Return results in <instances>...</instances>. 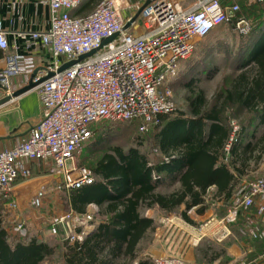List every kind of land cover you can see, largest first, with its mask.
<instances>
[{
  "label": "built area",
  "instance_id": "2783aa9c",
  "mask_svg": "<svg viewBox=\"0 0 264 264\" xmlns=\"http://www.w3.org/2000/svg\"><path fill=\"white\" fill-rule=\"evenodd\" d=\"M85 1L45 0L50 26L29 32L26 44L35 53L14 52L0 59L4 64L0 68V85L8 90L11 75L32 74L36 69V53L48 52L51 56L46 71L33 77L36 81L51 72L32 88L41 103L40 119L24 139L12 148L0 150V202L9 210L18 209L13 184L31 178L30 163H50L48 173L57 178V188L69 190L94 179L93 172L75 164V156L93 136L96 122L133 120L144 131L149 124L157 123L159 114L174 111L170 79L193 53L197 41L230 22L239 10L236 2L225 0H91L84 5ZM87 8L90 10L85 11ZM237 23L246 24L243 19ZM110 36L113 37L109 41L102 42ZM8 47L6 32L0 29V49ZM72 60L75 62L59 70ZM236 129L234 125L233 132ZM229 147L227 143V153ZM45 196L46 189L39 187L30 206L38 210ZM221 202L222 198L212 199L206 194L200 206H217ZM184 208L189 219L186 211L197 206ZM90 219V214L69 209L56 215L48 230L57 235L62 229L65 239L80 241L91 232V226L84 228L91 225ZM240 220L244 222L241 234L264 244V175L238 177L225 213L209 217L198 230L202 234L211 232L218 242L231 241L235 239L232 227ZM173 222L164 218L159 227L163 232ZM14 224V231L22 230L20 215L15 216ZM199 239L200 236L193 245ZM152 264L186 263L167 253L154 257ZM227 264L249 262L240 254Z\"/></svg>",
  "mask_w": 264,
  "mask_h": 264
},
{
  "label": "trees",
  "instance_id": "16d2710c",
  "mask_svg": "<svg viewBox=\"0 0 264 264\" xmlns=\"http://www.w3.org/2000/svg\"><path fill=\"white\" fill-rule=\"evenodd\" d=\"M230 1L239 5L231 22L249 17L244 7L248 0ZM262 6L255 10V16L250 13L258 25L248 37V55L236 58L234 71L223 76L222 84L206 95L202 88L193 89L190 81L185 86L187 111L176 109L157 116L152 134L156 153L141 149V141L128 149L110 145L89 165L94 179L67 191L75 213H87L91 203L97 206L89 220L96 224L91 232L73 242L50 244L36 236L11 241L0 215V264H132L152 228V220L141 212L143 208L155 201L165 211L181 203L189 208L203 202L211 186L214 196L227 202L238 177L246 174L254 152L258 153L257 162L264 154ZM254 36L257 39L252 42ZM232 121L238 124L233 139ZM261 125L262 131L256 136L255 130ZM109 130L104 131L107 142L116 135ZM102 135L103 131L97 133L95 140L102 143ZM227 143L228 153L224 149ZM175 183L178 185L170 191L159 189ZM137 264L152 262L139 260Z\"/></svg>",
  "mask_w": 264,
  "mask_h": 264
},
{
  "label": "rangeland",
  "instance_id": "374dc122",
  "mask_svg": "<svg viewBox=\"0 0 264 264\" xmlns=\"http://www.w3.org/2000/svg\"><path fill=\"white\" fill-rule=\"evenodd\" d=\"M90 1L91 0H86L83 4L88 5ZM263 1L264 0H248L246 2L244 7L249 13V17L243 18L246 22L244 26L238 24V20L234 22L230 21L231 23L229 22L221 25L216 31L211 32L197 41L193 53L189 58L181 62L178 73L169 81V89L171 92L170 100L172 101L174 110L187 111L185 96L188 91L185 86L188 82L192 81V85L194 86L193 89L202 88L206 95H210L218 84H222L221 81L223 80V76L225 74H231L234 71L233 66L235 65L234 61H236V58L242 59L247 53L248 37L258 25L254 18L256 14L255 10H259L263 7ZM89 10L90 8H87L85 11ZM252 12L254 16L250 14ZM256 39V36H254L252 42H254V40L256 41ZM216 42L219 43L218 48L210 52L209 46ZM234 125L238 127L237 122H235ZM93 128L95 130L93 136L83 144L81 151L75 156V164L85 170H89V165L91 161L96 158L97 154L113 144H118L123 147V149H128L130 146H136L138 141H141V149L156 153L152 138L154 123L149 124L144 131L138 129V122L136 121L129 123H108V121H99L93 124ZM261 129L262 127L260 126L255 130L256 136L260 134ZM106 130L115 131L112 133H116L115 136L113 135L114 138L108 142L105 137L106 134L104 133ZM102 131V136L105 135V140L101 143L99 140L95 139L96 134ZM235 133L232 132L231 139L234 138ZM257 154L258 153L255 151L254 158L249 161L246 174L244 175L253 178L264 175V154L258 162L255 160ZM38 166H40L39 174L41 173L40 175H42L48 172L46 169H49L50 163H42V165L39 164ZM44 168L45 170H43ZM26 184L21 185L20 188H24ZM52 184L53 186L51 189L48 185L45 188L47 195L42 206L38 210H35L31 206H26L24 201L17 200V198V211L9 210L3 202H0V215L2 217L3 226L7 230L9 240L12 241L16 237L23 236H36L37 238L45 240L46 237L50 236L48 224H50L56 215H59V213L53 210H59L60 214H62L72 209L71 207L67 208V204H65L68 190L63 186L57 188L58 182L56 177ZM162 189H165V185L162 186ZM51 190L53 192L56 191L54 198H56L57 203H59L57 208L53 207L54 201L52 202L51 199ZM207 196L213 199L214 191L209 190ZM89 205H87V208H89ZM147 209L148 208H143L141 212L145 214ZM184 209V206H182L170 212L165 210L162 212L154 211L156 215L161 216V221L164 218H169L174 221L170 229H167L166 226L163 232L158 236L160 242L167 243V248H169L168 254L182 258L186 264H227L239 257L240 254H244L249 264H264V244H260L261 242H252L241 234L240 229L243 228V220H240L232 227L235 239H231V241L218 242L212 238L211 232L208 231L202 234V232L198 230L200 224L209 217L222 216L227 209V202L223 201L219 205L211 207L199 206L192 211H186L191 221L186 219L187 217L184 214ZM19 213L22 222V230L16 232L13 227L15 225V216ZM28 216L30 218H37V223L33 224V221H29ZM154 229L151 230L150 234L143 240L139 250L144 249L152 237L157 234ZM198 236H200L198 243L193 245V241L197 240ZM156 237H154V239H156ZM65 240L67 239H63L62 241ZM47 242L54 244L60 243L61 241L54 242L52 240L48 241L47 239ZM238 250L241 252L240 254ZM210 259L214 260L211 262ZM145 260L149 261L150 257ZM132 264H134V261Z\"/></svg>",
  "mask_w": 264,
  "mask_h": 264
},
{
  "label": "crops",
  "instance_id": "0c3cea01",
  "mask_svg": "<svg viewBox=\"0 0 264 264\" xmlns=\"http://www.w3.org/2000/svg\"><path fill=\"white\" fill-rule=\"evenodd\" d=\"M225 2L231 1L225 0ZM49 26L50 10L45 0H0V29L6 32V38L9 44L7 50L0 49V59L4 55L13 54L14 52L35 53L34 50L32 51V47H26L27 40L29 39V32L36 30H46ZM218 28L213 31H216ZM14 45L17 46V49L14 47ZM218 45L219 43L216 42L215 44L209 46L210 52L214 49H217ZM249 50L247 51V55ZM35 56L37 66L36 69L32 72V74L11 75L10 87L8 90H6L5 87L0 85V99L4 98L8 94H11L12 92H15L16 90L20 89L22 86L27 84L30 77L38 76L39 74H43L46 71L47 66L50 65V54L48 52H44L43 54L39 55L36 53ZM3 65L4 64L0 61V68H2ZM41 114V103L38 99L36 92L32 89L17 96L11 97L9 100L0 104V150L12 148L18 141L24 139L28 135L29 131L33 128V126L38 122L41 117ZM262 126L263 125H261V127ZM38 165V163H30L29 167L32 173L31 178L27 180H17V182L13 184V192L15 199L17 198V200L24 201L26 206H30L29 202L36 189L41 186L46 188L47 185L51 189L53 186L52 183L55 179V176L49 174L48 172L40 175V166ZM43 170H45V168ZM46 171H48V169H46ZM161 175L163 174L161 173ZM24 184H26V186L24 188H20V186ZM177 185L178 183H175V185L173 186H165V189H162V187H160L159 189L161 192H166L170 191ZM209 190L214 191L215 188L211 186L207 189V192ZM50 193L52 194V202L54 201L53 207L57 208L59 206V203H57V199L54 198L56 191L53 192L51 190ZM213 199H221V197L214 196ZM65 204H67V208L70 207L67 197ZM200 204L201 203H198L193 206L199 207ZM182 206H185V204L181 203L178 207ZM146 208L148 209L146 210L145 214H142L143 216L152 220L151 230H153L156 226L154 231L158 235L154 233L155 235L152 237L147 246L144 249L139 250L136 258L134 259V264H137L139 260L148 259V257H150L149 261L151 262L152 258H154L155 256L157 257L160 255H165L169 252V248H167V243L165 244L160 242V239L158 238L159 234L162 233V229L159 227V223L161 222V216L156 215L154 213V211L162 212L164 210L159 207L158 201H155L151 207ZM53 211L60 214L59 210ZM96 211L97 206L93 203H91L89 205V208H87V213H90V215H93ZM17 215H20V213ZM28 220L33 221V224H36L38 221L37 218H30L29 216ZM95 223H97V220ZM90 226L92 231L95 228L96 224L91 223V225H85L84 228L88 229ZM151 230L148 232L147 235L150 234ZM49 235L50 236L45 238L46 241L48 239V241L52 240L54 242H60L65 239V234L64 232H62V229L59 230L58 234L55 236H52V234ZM154 237H156V239H154ZM240 253L241 252L239 251V254ZM212 260L214 259H210L211 262Z\"/></svg>",
  "mask_w": 264,
  "mask_h": 264
},
{
  "label": "water",
  "instance_id": "95a60500",
  "mask_svg": "<svg viewBox=\"0 0 264 264\" xmlns=\"http://www.w3.org/2000/svg\"><path fill=\"white\" fill-rule=\"evenodd\" d=\"M147 2H148V1H147ZM128 26H129V22L125 24L124 28L126 29ZM112 37H113V36H110V37H108V38H105V39H103L102 42H103V43H104V42H107V41H109ZM91 53H92V51H90V52H88V53H86V54H82V55H80V56L78 57V59H82V58L88 56V55L91 54ZM74 62H75V60H72V61H69V62H66V63L62 64V65L60 66L59 70H62V69H64V68L70 66V65H71L72 63H74ZM49 75H51V72H49L48 75H46V76H44V77H42V78H39V79L36 80V81L33 80V77H30L29 80H28V82H27V84H25L24 86H22L20 89L16 90L15 92H12L11 94H8V95H6L4 98L0 99V104H2L3 102L9 100L11 97L17 96V95H19V94H21V93H24V92H26V91L32 89L35 85H37L40 81H42V80H44L45 78H47Z\"/></svg>",
  "mask_w": 264,
  "mask_h": 264
}]
</instances>
